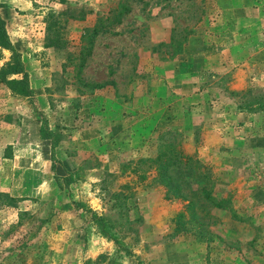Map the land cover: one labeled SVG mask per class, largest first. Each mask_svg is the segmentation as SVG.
Masks as SVG:
<instances>
[{"label":"rangeland","instance_id":"rangeland-1","mask_svg":"<svg viewBox=\"0 0 264 264\" xmlns=\"http://www.w3.org/2000/svg\"><path fill=\"white\" fill-rule=\"evenodd\" d=\"M0 5V264H264V0Z\"/></svg>","mask_w":264,"mask_h":264},{"label":"trees","instance_id":"trees-1","mask_svg":"<svg viewBox=\"0 0 264 264\" xmlns=\"http://www.w3.org/2000/svg\"><path fill=\"white\" fill-rule=\"evenodd\" d=\"M0 7H1V5H0ZM97 33H98V29L95 28L94 31L92 33H90L88 36V38H89L88 39L89 45L87 48V50H88L87 54L88 55L91 54L94 37H95V35H97ZM0 45L3 47L9 48L13 51H16L13 47L12 40L8 34V31L6 28V22H5L4 18L2 17L1 13H0ZM15 53H16V55H15L14 61L8 64L9 73H23L24 67L22 65L19 53L17 54V51ZM7 82L11 86V88L13 90H15L16 92H19V93L25 94V95H28L31 92L30 91L31 89H30V86H29V83L27 80V75H25V77L22 79H12V80H9ZM209 196H210V194H209ZM218 205L222 206L223 203L220 202V203H218ZM96 219L98 220V223L103 228H105V230H107L106 224L104 223L103 218L96 216Z\"/></svg>","mask_w":264,"mask_h":264}]
</instances>
